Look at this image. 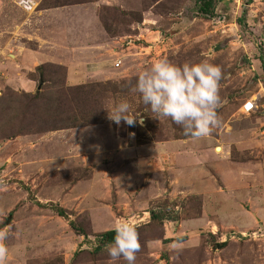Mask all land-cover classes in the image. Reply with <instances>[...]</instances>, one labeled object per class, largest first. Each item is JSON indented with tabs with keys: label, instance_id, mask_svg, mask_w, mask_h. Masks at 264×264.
I'll use <instances>...</instances> for the list:
<instances>
[{
	"label": "rangeland",
	"instance_id": "obj_1",
	"mask_svg": "<svg viewBox=\"0 0 264 264\" xmlns=\"http://www.w3.org/2000/svg\"><path fill=\"white\" fill-rule=\"evenodd\" d=\"M39 1L0 0V243L27 264H127L102 236L127 222L134 264H264V0H211L209 13L200 0L100 5L106 58L80 83L60 64L10 60L15 45L35 48L24 35L36 8L93 0ZM159 58L221 68L209 136H185L130 90ZM120 101L143 125L108 119Z\"/></svg>",
	"mask_w": 264,
	"mask_h": 264
},
{
	"label": "clouds",
	"instance_id": "obj_2",
	"mask_svg": "<svg viewBox=\"0 0 264 264\" xmlns=\"http://www.w3.org/2000/svg\"><path fill=\"white\" fill-rule=\"evenodd\" d=\"M221 79V68L208 61L177 65L159 58L138 73L130 90L139 94L156 119H170L182 128L185 136L198 140L209 136L221 124L217 113ZM108 119L116 125L121 121L130 127L143 125V118L133 115L126 101L115 103L108 111ZM114 232L113 242L105 246L107 255L112 260L122 258L127 264H134L140 250L136 229L120 222ZM5 238L6 233L0 232V241ZM8 254V248L0 243V264H7Z\"/></svg>",
	"mask_w": 264,
	"mask_h": 264
},
{
	"label": "crops",
	"instance_id": "obj_3",
	"mask_svg": "<svg viewBox=\"0 0 264 264\" xmlns=\"http://www.w3.org/2000/svg\"><path fill=\"white\" fill-rule=\"evenodd\" d=\"M38 1L34 0V7L42 2ZM100 5L108 9L111 6L125 9L122 0H93L91 2L36 8L32 11L35 13L33 14L35 18L31 23H27L30 26L29 29L33 27L35 30H29L24 35L25 41L35 43V48L15 45L14 48L9 49L11 51L8 53L10 60L21 70L30 71L44 62L60 64L66 67V81L68 83L83 82L84 74L80 73V69H99L103 64L102 61L106 58L109 37L98 15ZM25 8L28 11V6ZM142 25V23L138 24L141 32ZM157 31L159 30H152L154 33ZM92 72H94L91 73L94 74L93 76L97 75L95 70ZM23 75H20L22 79L21 88L33 90L35 81L26 79ZM10 80L8 78L7 82ZM23 248L25 249V247ZM10 252L9 250L7 264H27L25 258L15 257ZM17 252L23 254V252ZM11 256L17 261H10Z\"/></svg>",
	"mask_w": 264,
	"mask_h": 264
},
{
	"label": "trees",
	"instance_id": "obj_4",
	"mask_svg": "<svg viewBox=\"0 0 264 264\" xmlns=\"http://www.w3.org/2000/svg\"><path fill=\"white\" fill-rule=\"evenodd\" d=\"M201 6L200 9L203 13H209L210 12V6H211V0H200ZM60 214H62V211H60ZM115 232L114 229L108 230L102 234L104 238H106L108 241H113Z\"/></svg>",
	"mask_w": 264,
	"mask_h": 264
},
{
	"label": "built area",
	"instance_id": "obj_5",
	"mask_svg": "<svg viewBox=\"0 0 264 264\" xmlns=\"http://www.w3.org/2000/svg\"><path fill=\"white\" fill-rule=\"evenodd\" d=\"M117 64H119V63H117ZM255 109H256V104H255L253 99H249V100L245 101L244 104L241 106V111L244 114H250V113L254 112Z\"/></svg>",
	"mask_w": 264,
	"mask_h": 264
},
{
	"label": "bare ground",
	"instance_id": "obj_6",
	"mask_svg": "<svg viewBox=\"0 0 264 264\" xmlns=\"http://www.w3.org/2000/svg\"><path fill=\"white\" fill-rule=\"evenodd\" d=\"M218 150L220 149V148H217Z\"/></svg>",
	"mask_w": 264,
	"mask_h": 264
}]
</instances>
